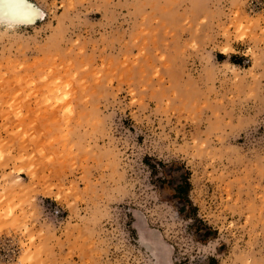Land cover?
<instances>
[{"label":"rangeland","instance_id":"rangeland-1","mask_svg":"<svg viewBox=\"0 0 264 264\" xmlns=\"http://www.w3.org/2000/svg\"><path fill=\"white\" fill-rule=\"evenodd\" d=\"M30 1L0 26V264H264V0Z\"/></svg>","mask_w":264,"mask_h":264},{"label":"bare ground","instance_id":"bare-ground-1","mask_svg":"<svg viewBox=\"0 0 264 264\" xmlns=\"http://www.w3.org/2000/svg\"><path fill=\"white\" fill-rule=\"evenodd\" d=\"M17 0H0V26L13 28L18 26H30L42 18L41 11L30 0H18L26 4V8H10L9 3Z\"/></svg>","mask_w":264,"mask_h":264},{"label":"snow or ice","instance_id":"snow-or-ice-1","mask_svg":"<svg viewBox=\"0 0 264 264\" xmlns=\"http://www.w3.org/2000/svg\"><path fill=\"white\" fill-rule=\"evenodd\" d=\"M7 6L10 8H26L27 7L26 4H22V3L18 2V0H17V2L9 3Z\"/></svg>","mask_w":264,"mask_h":264},{"label":"trees","instance_id":"trees-1","mask_svg":"<svg viewBox=\"0 0 264 264\" xmlns=\"http://www.w3.org/2000/svg\"><path fill=\"white\" fill-rule=\"evenodd\" d=\"M188 184V183H187ZM214 261V260H213Z\"/></svg>","mask_w":264,"mask_h":264}]
</instances>
